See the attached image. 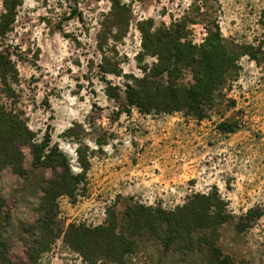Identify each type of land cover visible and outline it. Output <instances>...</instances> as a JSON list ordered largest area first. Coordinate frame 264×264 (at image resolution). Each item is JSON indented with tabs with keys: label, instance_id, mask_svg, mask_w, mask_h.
I'll use <instances>...</instances> for the list:
<instances>
[{
	"label": "rangeland",
	"instance_id": "1",
	"mask_svg": "<svg viewBox=\"0 0 264 264\" xmlns=\"http://www.w3.org/2000/svg\"><path fill=\"white\" fill-rule=\"evenodd\" d=\"M9 20L0 107L32 135L13 141L23 174L0 172L11 263L115 264L98 259L100 245L85 256L64 241L70 225H106L113 213L129 243L121 264H264V0H0V23ZM169 27L188 48L211 40L225 52L199 117L172 110L164 87L144 95L149 81L178 96L196 84L194 64L148 76L158 59L143 32ZM45 141L48 159L33 165L30 145ZM59 174L75 189L47 210ZM202 194L218 214L189 228L136 227L125 215L137 205L175 213Z\"/></svg>",
	"mask_w": 264,
	"mask_h": 264
},
{
	"label": "trees",
	"instance_id": "2",
	"mask_svg": "<svg viewBox=\"0 0 264 264\" xmlns=\"http://www.w3.org/2000/svg\"><path fill=\"white\" fill-rule=\"evenodd\" d=\"M4 18V16L2 17ZM12 23L11 20L0 23V33L7 24ZM143 49L146 54L157 56V63L149 71V77H154L163 74H170L172 70L178 66H193L197 67L195 73L196 84L193 87L184 88L185 91L178 96L175 92V87L172 83L166 82L165 86L160 84L154 85L149 81L144 88V95L147 101L154 100L157 90H162L158 94L164 100L170 99L176 104L172 110L191 109V114L201 116L199 107L201 101L209 97L214 90L217 79L220 77L223 67H227V59L225 52L223 53L219 46L213 45V41L209 40L208 45L198 47H186L185 42H181L183 37L178 27H169L168 29H158L155 33L144 34ZM196 54L194 56V51ZM195 57V58H194ZM227 63V64H226ZM147 76V75H146ZM154 90V91H153ZM180 99V101H179ZM221 124V130H225ZM17 136L21 145L29 143L31 133L25 124L13 118L9 112H4L0 107V172L5 166H11L12 169L19 175L23 174L22 168V153L15 148L14 137ZM33 155V165L44 163L49 155H44L43 152L48 147V141L40 144H31ZM60 166V164H57ZM75 184L69 179L68 175L59 174L57 178L49 183V187L45 189L43 201L45 207L51 209L50 202L60 195H73ZM199 203L194 205L188 202L179 207L174 213H166L159 208L150 206L137 205L126 210L125 215L136 223V227L145 228H165V232L170 231V227L176 226L191 227L204 221L206 217L211 218L218 212L210 215V207L212 206L209 195H194ZM4 202L0 193V264H13L7 259V244L1 238L2 225L7 220V215L3 211ZM134 210H136L134 212ZM199 219V220H198ZM199 221V222H198ZM117 223L113 213H109V219L106 225L87 228L83 225H70L64 235V241L73 249L79 251L83 255L96 245H100L104 250L102 256L98 259L105 258L110 263L121 264L122 255L129 251V243L117 232ZM218 264H228L224 258H218Z\"/></svg>",
	"mask_w": 264,
	"mask_h": 264
}]
</instances>
